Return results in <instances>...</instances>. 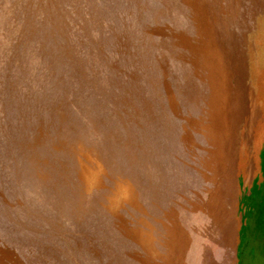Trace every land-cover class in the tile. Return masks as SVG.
<instances>
[{"label": "rangeland", "instance_id": "rangeland-1", "mask_svg": "<svg viewBox=\"0 0 264 264\" xmlns=\"http://www.w3.org/2000/svg\"><path fill=\"white\" fill-rule=\"evenodd\" d=\"M236 247L264 264V0H0V264Z\"/></svg>", "mask_w": 264, "mask_h": 264}, {"label": "crops", "instance_id": "crops-1", "mask_svg": "<svg viewBox=\"0 0 264 264\" xmlns=\"http://www.w3.org/2000/svg\"><path fill=\"white\" fill-rule=\"evenodd\" d=\"M228 251H230V248H228ZM228 251H219V253L217 254V256L212 257V259H209V262L205 263L204 261V257H201V264H234L233 261H228ZM234 254L235 256V260H236V264L239 263L238 260V247H236V249L234 250V252H232V255ZM231 256V254H230Z\"/></svg>", "mask_w": 264, "mask_h": 264}, {"label": "bare ground", "instance_id": "bare-ground-1", "mask_svg": "<svg viewBox=\"0 0 264 264\" xmlns=\"http://www.w3.org/2000/svg\"><path fill=\"white\" fill-rule=\"evenodd\" d=\"M214 116H216V115H214ZM215 193V192H214ZM214 195V194H213ZM139 238V237H138ZM178 238V237H177ZM175 239V238H174ZM175 242V241H174ZM178 252V251H177Z\"/></svg>", "mask_w": 264, "mask_h": 264}]
</instances>
